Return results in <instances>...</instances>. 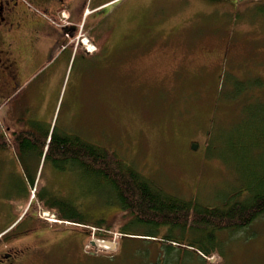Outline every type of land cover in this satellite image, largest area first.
<instances>
[{"label": "rangeland", "instance_id": "374dc122", "mask_svg": "<svg viewBox=\"0 0 264 264\" xmlns=\"http://www.w3.org/2000/svg\"><path fill=\"white\" fill-rule=\"evenodd\" d=\"M104 25L117 47L111 60L78 55L42 65L26 92L52 77L56 101L51 108L50 96L23 128L74 135L114 152L171 196L220 206L264 159L250 145L254 118L264 119V0H124ZM37 154L27 155L23 170L17 157L0 160L1 241L16 249L18 264H149L185 255L179 264H264V219L248 234L215 231L219 247L204 261L187 247L200 235L175 229L171 236L184 245L161 243L166 231L159 229L158 239L143 243L145 229L127 222L102 181L67 162L56 169ZM49 196L86 224H110L113 234L97 239L94 229L68 224L46 234L32 217Z\"/></svg>", "mask_w": 264, "mask_h": 264}, {"label": "trees", "instance_id": "16d2710c", "mask_svg": "<svg viewBox=\"0 0 264 264\" xmlns=\"http://www.w3.org/2000/svg\"><path fill=\"white\" fill-rule=\"evenodd\" d=\"M260 106L264 109V103ZM254 120L250 145L256 150H264V119L255 117ZM48 130H51V126L47 129L41 124H36L30 129L20 127L6 130L5 132L9 135L7 140L0 129V151L12 149L22 168L25 160H28L27 155L30 156L36 152L39 153L37 155H40V158L43 156L44 159L50 158L56 169H61L63 163L72 162L79 171L92 179L97 178L99 183L102 181L111 189L120 213H123L130 224L143 227L144 237L158 239L157 230L162 229L166 233L159 239L161 243L184 245L182 238H179L181 241L178 243L174 239L178 236H171L170 232L177 229L183 236L189 231L192 235L201 237L193 239L194 242L187 247L195 248L198 258L199 255L207 258L212 255L214 249L219 247L215 243V239L217 240L214 237L215 231L233 233L244 231L248 234L252 232L249 228L254 222L264 219V159L262 162L255 163V169L247 170V175L242 178L243 184L238 190H234L220 206L204 208L199 207L193 200L187 201L165 193L134 167L124 164L112 151L80 141L79 138H74V135L64 133L58 136L53 130L51 134ZM40 199L41 206L42 204L44 206L42 208L55 213L59 220L72 223L79 228L84 226L94 229L95 238L106 240L108 238L106 234L114 230L110 224L104 222L86 224L78 214H70L69 205L64 201L51 196ZM32 221L40 224V221L33 217ZM72 230L76 229L72 228ZM12 231L13 229L10 232ZM161 243L157 250L161 249ZM146 253L145 250V257ZM169 254L172 255V252ZM169 254L167 256H170ZM182 257L189 258L188 255ZM182 257L177 256L176 261H171L167 257L164 260L158 258L161 259L162 264L171 262L179 264Z\"/></svg>", "mask_w": 264, "mask_h": 264}, {"label": "crops", "instance_id": "0c3cea01", "mask_svg": "<svg viewBox=\"0 0 264 264\" xmlns=\"http://www.w3.org/2000/svg\"><path fill=\"white\" fill-rule=\"evenodd\" d=\"M24 1L28 3V5L21 3V12H27V15L24 16V21L29 22L32 32H35L36 36L39 34L41 39H43V44L45 45L43 55L41 56L42 65H46L51 62L55 63L56 61L69 62L72 56L78 55L81 56L83 60L90 61L93 59L97 60L100 64L108 62L111 60L110 58L113 57L114 50L117 49V47L114 46V40L110 28L107 29V26L104 25V23L107 22L108 18H111L113 5L118 1L123 2L124 0ZM36 10H39L41 13L49 17H54L57 12L63 11L68 16L70 24L69 26H66L65 29H77V27L82 26L81 32L89 38L96 50L92 54L85 53L83 50H77L71 54L64 53V51L59 49L62 31L59 27L50 23L43 16L37 14ZM124 16L127 15L122 14L120 17L121 21H123ZM31 17L35 19L34 23L30 20ZM38 23L41 26L36 28L34 24ZM34 76L35 74H31L30 78H27L26 83L28 85H31L32 82H34ZM31 80L32 82H29ZM53 86L54 79L52 77L44 78L40 83L33 85L31 90L26 92L22 102L23 105L15 108V112L13 113L16 117L15 121H13V115L10 118V113L6 108L2 109L1 112L7 116L8 123H6V125L9 126L7 129L14 130L16 128H22L25 120H29V116L33 117L35 112L37 114L45 110L48 106L50 96H52V101L50 102V107L52 108L56 101L55 92L57 91L56 89L53 93ZM2 106L3 104L0 102V108ZM29 109H32L33 112H30ZM36 119H38V117H36ZM3 152L4 151H0V160H4L5 157L10 158V156L16 158V155L11 150L6 152V154H3ZM19 167L23 170L21 165Z\"/></svg>", "mask_w": 264, "mask_h": 264}, {"label": "flooded vegetation", "instance_id": "af4514ba", "mask_svg": "<svg viewBox=\"0 0 264 264\" xmlns=\"http://www.w3.org/2000/svg\"><path fill=\"white\" fill-rule=\"evenodd\" d=\"M26 15L27 12L25 11L21 14L19 0H0V102L3 104L0 108V127L6 129L9 128L6 125L8 123L7 116L1 111L6 108L11 118L15 108L23 105L22 102L28 87L26 80L30 78L31 74H36V71L42 65L41 56L45 49L43 39L39 34L36 36L35 32H32L29 22L24 21ZM30 20L33 23L35 21L33 17ZM34 25L36 28L41 26L39 23ZM59 29L62 31L59 49L66 54L73 53L75 49L80 47L76 29L61 27ZM15 120L14 114L13 121ZM70 165L74 164L70 162ZM57 230L59 229L54 228L48 230V233L53 234ZM65 236L63 233V238ZM36 240L32 243H38V240ZM16 253L17 251L12 248L11 244L7 245L0 240V264H18ZM109 259H113V256ZM149 264L162 263L161 259L158 261L155 259Z\"/></svg>", "mask_w": 264, "mask_h": 264}, {"label": "bare ground", "instance_id": "6f19581e", "mask_svg": "<svg viewBox=\"0 0 264 264\" xmlns=\"http://www.w3.org/2000/svg\"><path fill=\"white\" fill-rule=\"evenodd\" d=\"M108 244V243H107ZM106 243H98L97 245H99V246H103V248H105V247H107L108 245H107Z\"/></svg>", "mask_w": 264, "mask_h": 264}, {"label": "water", "instance_id": "95a60500", "mask_svg": "<svg viewBox=\"0 0 264 264\" xmlns=\"http://www.w3.org/2000/svg\"><path fill=\"white\" fill-rule=\"evenodd\" d=\"M192 148L195 149V146L193 145Z\"/></svg>", "mask_w": 264, "mask_h": 264}]
</instances>
